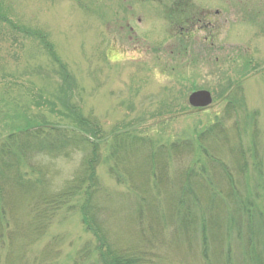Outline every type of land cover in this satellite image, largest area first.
<instances>
[{
	"label": "rangeland",
	"instance_id": "1",
	"mask_svg": "<svg viewBox=\"0 0 264 264\" xmlns=\"http://www.w3.org/2000/svg\"><path fill=\"white\" fill-rule=\"evenodd\" d=\"M196 91L209 92L212 104L191 108L188 97ZM67 99L108 137L128 131L149 140L154 151L189 142L194 153L164 167L168 182L191 166L202 175L204 165L211 178L212 160L222 162L239 193L257 197L264 217V0H0V144L9 133L40 124L73 126ZM200 134L206 135L199 140ZM200 145L206 158L197 152ZM101 148L102 224L116 247L138 246L144 230L133 220L139 198L159 187L149 181L145 193L118 183L109 172L108 147ZM82 157L35 160L49 180L47 192L61 191L80 171ZM24 205L18 216L7 215L0 264H71L86 243H95L79 202L63 207L35 237ZM238 244L227 245L233 258ZM156 246L168 264H204L193 240L190 249Z\"/></svg>",
	"mask_w": 264,
	"mask_h": 264
},
{
	"label": "trees",
	"instance_id": "2",
	"mask_svg": "<svg viewBox=\"0 0 264 264\" xmlns=\"http://www.w3.org/2000/svg\"><path fill=\"white\" fill-rule=\"evenodd\" d=\"M236 92L240 94V89L236 88ZM48 106L53 107L52 104ZM64 108L70 114L73 126L62 129L54 124H40L9 133L0 144L1 239L9 225L7 215L18 216L23 204L28 208L29 224L35 237L34 233L41 235L45 225L63 207H72L79 202L82 225L95 243H86L71 264H168L162 255L155 254V249L160 247L154 245L164 243L167 247L170 243H182L190 249L192 240L197 244L204 264H264L261 247L264 246V217L254 204L257 197L241 195L234 181L227 176L222 162L212 160L211 178L205 174L204 165L202 175L191 166L169 183L168 168L164 167L178 155L193 154L189 142L160 145L154 151L149 140L128 131L108 137L95 118L82 116L77 108L70 106L68 99ZM211 128L206 134L212 131ZM203 135L198 136L199 140ZM103 145L108 147V162H113L109 172L118 183L136 184L145 193L150 189L147 184L151 181L154 188L159 187L155 193H146L145 197L139 198L133 220L144 230L138 246L116 247L109 241L107 228L102 224L104 210L98 204L100 187L96 169L101 163ZM197 152L206 158L205 147L200 145ZM76 153L83 156L78 174L58 193L47 192L45 186L49 180L36 168L34 161L39 158L69 160ZM157 168H160L159 174ZM246 169L242 167L243 175ZM121 172L125 175H120ZM30 173L41 175L31 180ZM6 191L13 196L9 197ZM14 199L21 203H14ZM107 214L112 217L115 213L107 211ZM233 241L240 243L239 253L234 258L231 247L227 246ZM225 246L226 253L223 252ZM168 251H171L169 247Z\"/></svg>",
	"mask_w": 264,
	"mask_h": 264
},
{
	"label": "water",
	"instance_id": "3",
	"mask_svg": "<svg viewBox=\"0 0 264 264\" xmlns=\"http://www.w3.org/2000/svg\"><path fill=\"white\" fill-rule=\"evenodd\" d=\"M212 104V98L207 91H196L188 97V105L194 109H204Z\"/></svg>",
	"mask_w": 264,
	"mask_h": 264
},
{
	"label": "flooded vegetation",
	"instance_id": "4",
	"mask_svg": "<svg viewBox=\"0 0 264 264\" xmlns=\"http://www.w3.org/2000/svg\"><path fill=\"white\" fill-rule=\"evenodd\" d=\"M181 22H182V21H181ZM200 23H201V22H200ZM200 23H199V24H200Z\"/></svg>",
	"mask_w": 264,
	"mask_h": 264
}]
</instances>
